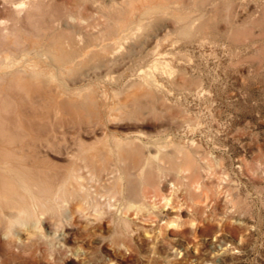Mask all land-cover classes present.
<instances>
[{
  "label": "rangeland",
  "instance_id": "1",
  "mask_svg": "<svg viewBox=\"0 0 264 264\" xmlns=\"http://www.w3.org/2000/svg\"><path fill=\"white\" fill-rule=\"evenodd\" d=\"M80 4L53 0L50 11L63 23L49 31L71 35L65 21ZM190 12L204 18L192 36L158 22L160 46L151 37L130 57L90 61L81 76L66 75L73 62L36 58L42 70L62 79L68 96L79 98L82 90L94 108L72 106L63 95L67 117L38 121L40 136L72 146L70 155L79 139L107 144L94 162L103 170L98 185L88 179L86 160L77 161L102 199L117 191V169L133 171L138 182L139 165L150 161L146 179L139 180L149 208L139 210L135 202L113 222L112 212L121 207L109 211L103 203L98 222L72 221L77 228L67 249L58 238L53 242L48 224L50 244L37 238L15 249L0 235V264H264V0H214ZM144 75L155 82L141 84ZM50 152L60 172L69 166L64 150Z\"/></svg>",
  "mask_w": 264,
  "mask_h": 264
},
{
  "label": "bare ground",
  "instance_id": "2",
  "mask_svg": "<svg viewBox=\"0 0 264 264\" xmlns=\"http://www.w3.org/2000/svg\"><path fill=\"white\" fill-rule=\"evenodd\" d=\"M1 1L4 7L0 9V235L10 248H25L37 238L48 242L58 238L60 246L67 249L65 243L72 232L70 230L77 228L72 221L98 222L104 213V204L109 211L121 207V211L112 212L113 222L120 219L123 212L134 208L135 202L138 203L135 208L139 210L149 208L147 196L143 193L145 183L142 185L141 181L145 178V165L150 161H146L144 167L139 165L141 175L138 182L128 168L120 172L117 169V175L113 171L119 186L117 191L111 190L105 199L98 197L96 188L93 189L95 184L89 186L86 183L87 178L81 172L82 168L77 167V161L86 160L92 167L88 179L98 185L103 181V170L94 167V162L104 148H108L107 144L98 140L89 145L79 139L77 152L70 155L72 146L61 144L51 135L40 136L36 126L38 121H59L66 116L62 99L67 91L63 90L62 79L55 73L42 70L36 58L62 66L73 62L66 69V75L81 76L90 61L103 57L111 63L117 60L115 57H130L148 44L151 37H155L160 46L158 22L160 28L167 29L172 25L180 35L192 36L195 25H198L196 21L204 18H193L190 9L214 0H81L79 13L70 12L65 21L72 30L71 35L56 32L63 20L50 11L53 0ZM230 7L228 4L226 10ZM92 8L94 11H89ZM100 17H104L105 29L100 28ZM53 25L55 29L50 32ZM93 28L98 35L92 34ZM152 32L157 34L153 36ZM140 82L145 85L155 81L144 75ZM77 96L79 98L67 95L66 99L80 109L85 106L94 109L89 94L80 90ZM43 148L47 150L44 153ZM61 150L70 156L71 162L60 172L50 151ZM46 224L50 231L53 230L52 240ZM22 234L26 235L25 239Z\"/></svg>",
  "mask_w": 264,
  "mask_h": 264
}]
</instances>
